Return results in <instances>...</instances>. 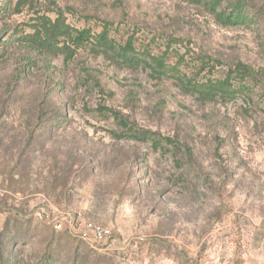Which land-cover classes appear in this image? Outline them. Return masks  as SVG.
<instances>
[{
    "label": "rangeland",
    "instance_id": "374dc122",
    "mask_svg": "<svg viewBox=\"0 0 264 264\" xmlns=\"http://www.w3.org/2000/svg\"><path fill=\"white\" fill-rule=\"evenodd\" d=\"M252 4L227 25L204 0H0V264H264V0ZM58 18L91 35L109 21L117 44L172 73L117 63L92 38L50 50ZM240 62L253 80L227 100L178 81Z\"/></svg>",
    "mask_w": 264,
    "mask_h": 264
},
{
    "label": "trees",
    "instance_id": "16d2710c",
    "mask_svg": "<svg viewBox=\"0 0 264 264\" xmlns=\"http://www.w3.org/2000/svg\"><path fill=\"white\" fill-rule=\"evenodd\" d=\"M200 1V0H199ZM206 6L211 8H217V16L227 25H233L237 23H244L250 20L251 9L254 5L252 0H232L230 2V12L224 11L219 7L220 0H204ZM56 29H50L49 40L42 43L48 49L53 51H60L64 55L71 56L85 40L92 38L90 42V49L96 53L103 54L106 57L114 60L122 65L133 67L144 65L149 68L152 75L155 76H167L171 74L174 66L167 64L164 56H152L151 54H143L142 51H137L133 45L132 39L129 38L123 45L117 44L110 36L109 21H105L102 25V29L97 34L91 35L90 28L77 29L67 25L63 20L58 18L56 20ZM64 35L63 46L59 45L60 40L58 37ZM35 35V34H34ZM32 35L31 39L35 40V36ZM66 41V42H65ZM179 79V78H178ZM253 80V71L247 64L237 63L234 67H228L223 76L220 77H207L204 80H192L189 78H180L178 81L182 87L197 94V96L203 100L222 99L227 100L235 95H242L243 90ZM132 134L136 138H143L144 140H150L156 147L160 146L163 150L168 151L169 148L166 145H170L172 148H183L176 141L168 137H160L153 132H142V136H138V133L132 129ZM162 141L164 143H162ZM188 154L191 153V149L186 145Z\"/></svg>",
    "mask_w": 264,
    "mask_h": 264
},
{
    "label": "built area",
    "instance_id": "2783aa9c",
    "mask_svg": "<svg viewBox=\"0 0 264 264\" xmlns=\"http://www.w3.org/2000/svg\"><path fill=\"white\" fill-rule=\"evenodd\" d=\"M55 228L60 229L61 224L60 223L55 224ZM90 230L93 232L94 235L109 236V234H110V230L108 228H105L102 226L93 225V226H91ZM80 235H81L80 237L84 239L85 237H87V232H83Z\"/></svg>",
    "mask_w": 264,
    "mask_h": 264
}]
</instances>
